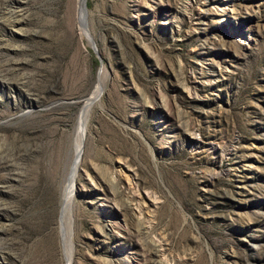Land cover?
Returning a JSON list of instances; mask_svg holds the SVG:
<instances>
[{
    "label": "rangeland",
    "instance_id": "374dc122",
    "mask_svg": "<svg viewBox=\"0 0 264 264\" xmlns=\"http://www.w3.org/2000/svg\"><path fill=\"white\" fill-rule=\"evenodd\" d=\"M79 1L0 0V264H68L100 79L71 264H264V0Z\"/></svg>",
    "mask_w": 264,
    "mask_h": 264
},
{
    "label": "bare ground",
    "instance_id": "6f19581e",
    "mask_svg": "<svg viewBox=\"0 0 264 264\" xmlns=\"http://www.w3.org/2000/svg\"><path fill=\"white\" fill-rule=\"evenodd\" d=\"M83 1L84 0H80L79 1V8H78V18H79V22L81 25V30L83 32V35L87 37L90 36L89 32L87 31V29L84 27V8H83ZM87 40V39H86ZM88 42V40H87ZM90 44V43H89ZM103 89V85H102V79H100L97 87L95 88L94 92H92L88 102L86 103V107L83 109V111L81 112L80 116H79V124L77 125V138L75 139V150H76V162H74V165L72 167V171H71V176L69 178V181L67 182L64 190H63V194H62V201H61V206H62V220H61V225H62V229H63V240H64V246H65V250L68 256V264L72 263V255L71 254V246H72V241H71V233L69 230V220L71 217V209H72V203H73V193H74V186H75V182H76V178L78 175V171H79V163L81 160V157H83V153H84V148H85V140H86V133H87V123H88V119H89V114H90V108L92 105H90L89 103L91 101H93V103L95 102V100L97 99V97L99 96L100 92ZM72 232V231H71Z\"/></svg>",
    "mask_w": 264,
    "mask_h": 264
},
{
    "label": "water",
    "instance_id": "95a60500",
    "mask_svg": "<svg viewBox=\"0 0 264 264\" xmlns=\"http://www.w3.org/2000/svg\"><path fill=\"white\" fill-rule=\"evenodd\" d=\"M83 8H84V13H85V15H84L85 16L84 17V27L87 29V31L90 34L89 23H88V5H87V0L83 1ZM87 40L90 43V45H91L92 49L94 50V52L98 54V57H100L99 52H98V48H97L96 43H95V41H94V39H93L91 34H90L89 37H87ZM100 65H101L100 72H102L104 70L102 58H100ZM89 98L90 97H88L87 100H89ZM89 104L92 105L93 101H91ZM85 107H86V105L82 106V108L80 109L79 115L81 114V112L83 111V109ZM79 115H78V119H79Z\"/></svg>",
    "mask_w": 264,
    "mask_h": 264
}]
</instances>
